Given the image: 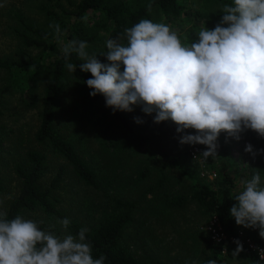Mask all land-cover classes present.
<instances>
[{"label": "rangeland", "instance_id": "374dc122", "mask_svg": "<svg viewBox=\"0 0 264 264\" xmlns=\"http://www.w3.org/2000/svg\"><path fill=\"white\" fill-rule=\"evenodd\" d=\"M78 3L80 0H72ZM116 1V0H114ZM122 1V0H117ZM128 4L146 5L150 0H124ZM225 0H179L188 14L187 18L174 21L175 31L183 44L187 29L196 24L197 33L202 27L214 29L220 22L222 13L219 11ZM232 1V0H231ZM62 5L67 7L65 0ZM0 61L9 63L20 62L27 57H35L37 52L25 49L17 35L20 27L15 15H21L25 20L44 29H49L51 20L42 10V0H0ZM70 10V9H69ZM153 21L156 23H171L155 9H151ZM198 38V37H197ZM63 43L66 41L63 39ZM102 44L88 47L90 55L96 54L101 63H109L106 56L100 55ZM123 70V67L121 68ZM70 74L71 84L60 98V124L62 132L75 143L81 156L89 164L99 168L102 175L112 183L105 192L108 196L137 204L135 222L128 229L130 233L129 245L136 258L146 257L152 252L161 262L168 264H201L203 260V243L201 235L210 230L213 218L202 214V209L195 201L189 200L181 208H170L169 200L176 195H190L195 182L204 176L214 177L211 170L202 162L193 158H182L186 174L178 168L165 169L164 185L158 186L159 170L164 156L177 157L186 151H194L189 144L181 145L179 139L184 134H195L194 129H186L184 133H177V125L171 121L154 123L155 113L148 115L140 111L138 105H133V111H123L132 127L126 128L113 125L106 128L111 121V115L105 105L102 95L92 97L84 90H78L76 77ZM16 86L9 74L0 67V214H5L9 203L16 197L18 181L14 171L15 165L25 161L24 154L30 150L44 151L36 142L35 135L39 128V114L42 103L44 85L50 76L46 72H38L23 82L18 76ZM24 79V80H27ZM31 95H27V92ZM29 96V97H28ZM36 101V105L29 104L28 99ZM86 111L80 114L82 109ZM142 122L137 123L134 118ZM151 118V120H150ZM149 126V127H148ZM159 134L150 138L142 145L140 138L148 134ZM217 156L214 158L216 170L226 171L235 176V191L243 190L242 181L251 179L252 160H259L264 164V137H260L252 130L251 134L242 136L237 144L218 142ZM253 146V157L245 151L246 145ZM45 152V151H44ZM157 158L151 166L149 160ZM63 162L49 157L48 170L43 176L45 184H49L56 177ZM148 175H141L146 168ZM258 168V167H257ZM261 176V175H260ZM56 195L61 199L59 207L70 217H77L78 221L87 225L93 218L99 217L100 203L103 196L98 192L79 191L72 175L67 172L61 177ZM264 184V175L261 176ZM98 212V213H95ZM4 215H0L2 218ZM45 226L46 230L56 232L60 236L67 235L63 226L56 222L45 225L42 219L24 216ZM236 224V223H235ZM134 228L141 230L135 236ZM247 228L236 224V230L245 235ZM259 234V230H257ZM264 248V242L260 245ZM217 264H251L245 254L232 260H225Z\"/></svg>", "mask_w": 264, "mask_h": 264}, {"label": "clouds", "instance_id": "9594fccd", "mask_svg": "<svg viewBox=\"0 0 264 264\" xmlns=\"http://www.w3.org/2000/svg\"><path fill=\"white\" fill-rule=\"evenodd\" d=\"M151 7L149 3L148 11ZM219 11L220 22L211 30L202 27L191 44H183L168 25L142 19L124 29L126 44L120 38L106 40L107 51L100 55L109 63L90 55L86 41L69 40L61 49L65 67L71 73L77 66L90 72L92 78L85 81L92 90L89 95H102L113 113L132 112V106L139 105L145 114L155 113L154 123L171 120L177 133L194 129L195 134L182 135L179 143L205 145L200 155L215 158L221 132L239 140L240 133L250 129L264 137V0H232ZM49 27L59 38V24ZM72 54L83 62H70ZM245 151L253 157L258 154L251 144ZM242 183L230 215L237 225L258 229L264 239V184L259 171ZM38 223L42 222L21 215L0 218V264H104V255L92 257L87 228L75 236H60L41 230ZM59 223L67 229L70 220ZM234 243L232 253L238 256L243 245L239 240ZM258 252L264 260V249Z\"/></svg>", "mask_w": 264, "mask_h": 264}, {"label": "trees", "instance_id": "16d2710c", "mask_svg": "<svg viewBox=\"0 0 264 264\" xmlns=\"http://www.w3.org/2000/svg\"><path fill=\"white\" fill-rule=\"evenodd\" d=\"M42 2L44 3L42 10L50 18L51 24L60 26L59 38L53 28L44 29L16 14L15 19L20 27L17 35L20 37L22 46L25 49L36 51L37 54L35 57L29 56L27 59L15 63L7 64L0 61V67L9 74L16 86H18L16 76L23 82L28 81L38 72H46L50 76L43 88L39 114L40 124L35 135L36 142L43 147L45 152L30 150L24 154L25 161L15 165L18 192L9 203L6 215L2 218L12 219L17 215L23 217L34 215L42 219L45 225L52 222L59 223L64 218H68L70 224L67 229L63 227L66 234L75 236L81 228L88 229L86 240L92 244L93 259L104 255L106 257L104 264H166L152 252H147V256L142 259L134 256L129 245L130 233L128 229L135 222L134 213L138 210L136 202L129 203L111 196L106 198V189L111 188L112 183L107 179V176L102 175L99 168L89 164L81 156L75 143L62 132V125L59 121L60 98L65 95L68 86L70 84L72 86L70 74H74L73 79L76 77V84L79 85L78 90L82 89L88 95L92 90L85 81L92 77L90 72H82L79 66L74 73L69 72L65 67L66 61L61 49L65 44L63 39L66 43L72 39L86 41L89 46L101 43V51L105 52L107 51V39L120 38V42L126 44L125 28L132 27L142 19L153 21L151 11H148L147 8L149 3L152 5L151 9L155 8L167 23H171L168 26L173 30L174 21L188 17L185 7L179 0H150L144 6L139 3L128 4L124 0L121 2L117 0H80L78 3L65 0L67 7L62 5L61 0H42ZM225 3L231 4L232 1L225 0L223 4ZM197 30L196 24L187 29L184 40L186 44H191L198 39ZM70 62L79 65L83 61L72 54ZM27 77L29 78L27 79ZM27 95H31V93L28 91ZM102 99L105 102L103 96ZM28 101L32 106L36 105V101L33 99L29 98ZM139 108L143 112L141 106ZM107 109L111 115V121L106 131L113 125H121L129 132L132 131L129 119L123 111L113 113L111 108L107 107ZM85 111L86 109L83 108L80 114L83 115ZM251 132L250 129L243 131L240 133L239 140L221 132L217 143L224 141V144H237L242 140V136H249ZM155 135L159 134L150 133L145 138H140V145ZM191 149L194 151H186L177 157L164 156L161 158L162 166L159 170L158 186L164 185L165 173L162 171L165 169L178 168L183 174H186L182 162L183 157L202 162L214 175L212 179L204 176L199 181L197 180L189 196L181 194L173 196L168 204L170 208H181L189 200H192L202 209L203 215L214 219L210 230L201 235L204 248V258L201 264H205L210 259L218 262L235 259L237 256L232 253L237 246L234 243L235 240H239L243 245V251L239 255L245 254L251 264H264V260L259 259L256 249L250 248V244L257 247L264 242L257 232L258 229L247 228L245 235H240L236 230L235 219L230 215V208L236 203L234 199L238 194L235 191V176L226 171H217L213 157L205 159L200 155L207 149V146L196 144L191 146ZM49 157L63 163L60 165L56 177L49 184H45L43 176L48 170ZM156 161L157 158L149 160L150 166ZM254 161L256 160H252L254 165H252L250 175L252 176L254 171H259L261 176L264 175V164L259 165V160H257L258 163ZM150 166L143 170L141 175H148ZM67 172L72 175L79 191L98 192V196L99 193H104L100 203L101 209L98 211L99 217L93 218L87 225L78 221L77 217H70L66 211L59 207L61 199L56 195V191L62 182V175ZM38 227L41 230H46L44 225ZM212 229L221 237L219 240L213 238ZM134 233L135 236H138L141 234V230L134 228Z\"/></svg>", "mask_w": 264, "mask_h": 264}, {"label": "built area", "instance_id": "2783aa9c", "mask_svg": "<svg viewBox=\"0 0 264 264\" xmlns=\"http://www.w3.org/2000/svg\"><path fill=\"white\" fill-rule=\"evenodd\" d=\"M214 224V223H213ZM212 227V226H211ZM210 227V228H211ZM212 232H213V238L214 239H216V240H219L221 237H219L217 234H216V232H215V230L214 229H212ZM240 235H241V233H240ZM247 242L249 243V240H247ZM250 248H253V249H256V251H257V254H258V257H259V252H258V250H260V249H264V248H262L261 246H257V247H254V245L253 244H250ZM259 259H260V257H259Z\"/></svg>", "mask_w": 264, "mask_h": 264}]
</instances>
